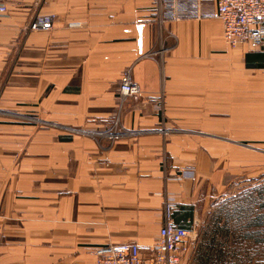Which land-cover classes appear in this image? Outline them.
Returning a JSON list of instances; mask_svg holds the SVG:
<instances>
[{
    "label": "crops",
    "instance_id": "obj_1",
    "mask_svg": "<svg viewBox=\"0 0 264 264\" xmlns=\"http://www.w3.org/2000/svg\"><path fill=\"white\" fill-rule=\"evenodd\" d=\"M7 6L0 264H93L105 243L145 249L166 194L191 229L208 185L264 156V48L227 45L213 3L161 27L153 0ZM37 13L53 15L48 31L26 29ZM126 71L141 93L120 101Z\"/></svg>",
    "mask_w": 264,
    "mask_h": 264
},
{
    "label": "built area",
    "instance_id": "obj_2",
    "mask_svg": "<svg viewBox=\"0 0 264 264\" xmlns=\"http://www.w3.org/2000/svg\"><path fill=\"white\" fill-rule=\"evenodd\" d=\"M8 0H0V19L8 14ZM213 3L222 23L223 39L231 47L250 44L264 48V0H153L155 23L158 27L169 21L197 16L201 6ZM53 15L35 14L28 22V31H48ZM141 93L129 71L123 73L119 85V98ZM118 121V118H116ZM116 121V124H117ZM116 132H97L113 139ZM183 172V171H182ZM178 202L174 195L166 194L161 206V224L155 241L141 248L136 242L105 243L94 247L93 264H189L194 247L195 228L177 225L174 214Z\"/></svg>",
    "mask_w": 264,
    "mask_h": 264
},
{
    "label": "rangeland",
    "instance_id": "obj_3",
    "mask_svg": "<svg viewBox=\"0 0 264 264\" xmlns=\"http://www.w3.org/2000/svg\"><path fill=\"white\" fill-rule=\"evenodd\" d=\"M254 47L263 49L262 46ZM16 117L17 119L27 118L22 114H16ZM259 157L261 158H256L255 167L250 170H237L228 166L220 182L208 185L207 190L202 192L200 202L196 206L198 215H196L194 247L189 264L193 263L195 254L200 247L199 243L210 241L213 233H215L216 242L224 241L223 233L219 232V229L228 227L231 233H233L232 229L236 230L235 234L249 231V229H259V227L248 226L256 223L258 216L264 215V156ZM189 167L194 168L193 166ZM258 220L264 222V216ZM261 229H264V226ZM231 239L228 236V240L231 241ZM204 245L200 247L201 257L213 255V249L209 245L206 246L205 243ZM238 245L229 246L231 250L234 249L235 252L236 250L238 252V256L233 255L234 251L229 254L230 264H240V262L264 264V243L259 244L249 238ZM206 252L209 254L206 255Z\"/></svg>",
    "mask_w": 264,
    "mask_h": 264
},
{
    "label": "trees",
    "instance_id": "obj_4",
    "mask_svg": "<svg viewBox=\"0 0 264 264\" xmlns=\"http://www.w3.org/2000/svg\"><path fill=\"white\" fill-rule=\"evenodd\" d=\"M262 216L264 215L258 216L256 223L248 225L254 228L259 227V229H255V230L249 229V231H242V233L240 232V233L235 234L234 231L236 230L232 229L233 233H231L228 227H223L219 229V232L223 233V238H224V241H221V242H216V236H215V233H213L210 241H203L199 243L200 247L205 246L204 243L206 244V246L209 245L210 248L213 249V252H212L213 255L210 256V254L206 252V255L209 254L208 257H201L202 252L200 251V247H199V249L197 250V253L195 254L194 260L192 261L193 262L192 264H211V263L220 264V262L221 264H230L228 261V257L230 256L229 254L233 253L234 251L233 255L238 256L237 255L238 252L237 250L235 252L234 249L231 250L229 246L231 245L239 246L238 244L242 243V241L249 239V238L250 239L252 238L253 241L256 243H259V244L264 243V229H261V227L264 226V222L262 220H258ZM180 217L182 218V215ZM221 230H223L224 232H222ZM228 236L232 238L231 241L228 240ZM240 264H244V263L240 262Z\"/></svg>",
    "mask_w": 264,
    "mask_h": 264
}]
</instances>
